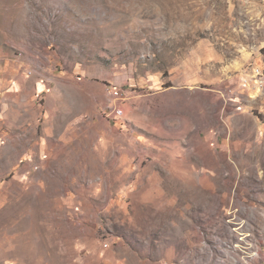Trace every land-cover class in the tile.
<instances>
[{
  "label": "rangeland",
  "instance_id": "1",
  "mask_svg": "<svg viewBox=\"0 0 264 264\" xmlns=\"http://www.w3.org/2000/svg\"><path fill=\"white\" fill-rule=\"evenodd\" d=\"M21 88L0 264H264V0H0Z\"/></svg>",
  "mask_w": 264,
  "mask_h": 264
},
{
  "label": "crops",
  "instance_id": "2",
  "mask_svg": "<svg viewBox=\"0 0 264 264\" xmlns=\"http://www.w3.org/2000/svg\"><path fill=\"white\" fill-rule=\"evenodd\" d=\"M21 91L22 88L19 91L5 92L4 95L0 98V106L3 105L4 107V108L0 107L1 110L0 125L4 123L6 127L7 125H10L11 127H15V128L20 127L21 131L24 132L23 127H27L30 122L34 123L33 117L32 119L29 118L28 112H29V106L33 104L35 99H32L30 101L27 95ZM11 135L12 134L10 133L8 136L11 138L12 137ZM6 139L8 138L6 137ZM44 141L45 139L38 140L37 143L31 147V149H27L28 152L26 154H22L20 156L14 157L15 163L21 162L23 164H28L29 162H31L32 159L31 157H34L33 153L35 151V148H37L38 146L40 148H48V145H50V143H53V139H52L50 143L45 142L39 144V142H44ZM6 146H8L7 143ZM16 147L17 145H11V149H15ZM43 158H45V156Z\"/></svg>",
  "mask_w": 264,
  "mask_h": 264
},
{
  "label": "built area",
  "instance_id": "3",
  "mask_svg": "<svg viewBox=\"0 0 264 264\" xmlns=\"http://www.w3.org/2000/svg\"><path fill=\"white\" fill-rule=\"evenodd\" d=\"M113 93H114V95L118 96V91H114ZM114 111H115L116 115H122V110L121 109L116 108Z\"/></svg>",
  "mask_w": 264,
  "mask_h": 264
}]
</instances>
